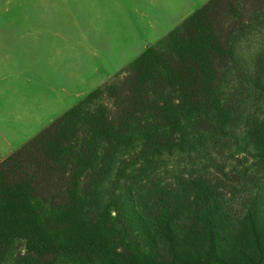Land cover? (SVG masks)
Instances as JSON below:
<instances>
[{
    "label": "trees",
    "instance_id": "16d2710c",
    "mask_svg": "<svg viewBox=\"0 0 264 264\" xmlns=\"http://www.w3.org/2000/svg\"><path fill=\"white\" fill-rule=\"evenodd\" d=\"M247 3L208 0L0 161V264H264V116L231 176L201 155Z\"/></svg>",
    "mask_w": 264,
    "mask_h": 264
},
{
    "label": "crops",
    "instance_id": "0c3cea01",
    "mask_svg": "<svg viewBox=\"0 0 264 264\" xmlns=\"http://www.w3.org/2000/svg\"><path fill=\"white\" fill-rule=\"evenodd\" d=\"M81 1L87 4L77 6L69 23L41 29L28 63L0 81V161L196 9L180 10L173 0L165 13L140 0H92V8Z\"/></svg>",
    "mask_w": 264,
    "mask_h": 264
},
{
    "label": "rangeland",
    "instance_id": "374dc122",
    "mask_svg": "<svg viewBox=\"0 0 264 264\" xmlns=\"http://www.w3.org/2000/svg\"><path fill=\"white\" fill-rule=\"evenodd\" d=\"M178 9L191 5L198 9L208 0H173ZM167 0H140L145 8L158 13L167 11ZM81 0H0V81L21 64L28 63L29 47L41 43V29L61 24L76 15ZM197 5V6H196ZM89 7L92 8V0ZM247 3L242 20L232 28L233 57L220 74L221 95L230 107V119L224 133L207 142L201 155L211 158V173L223 171L231 176L238 159L250 150L247 120L264 116V11ZM195 9V10H196ZM194 10V11H195ZM71 14V15H70ZM71 16V17H70ZM263 61V65H260ZM110 79V78H109ZM108 80V79H107ZM106 80V81H107ZM105 82V81H104Z\"/></svg>",
    "mask_w": 264,
    "mask_h": 264
}]
</instances>
